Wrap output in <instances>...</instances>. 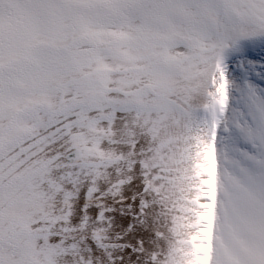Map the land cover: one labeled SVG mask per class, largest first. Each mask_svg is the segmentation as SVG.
Segmentation results:
<instances>
[{
  "label": "snow or ice",
  "instance_id": "6c2138e0",
  "mask_svg": "<svg viewBox=\"0 0 264 264\" xmlns=\"http://www.w3.org/2000/svg\"><path fill=\"white\" fill-rule=\"evenodd\" d=\"M0 264H264V0H0Z\"/></svg>",
  "mask_w": 264,
  "mask_h": 264
}]
</instances>
